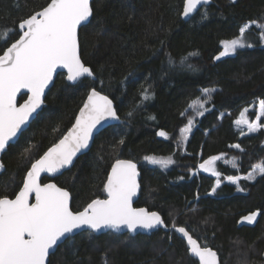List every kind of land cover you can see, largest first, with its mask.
<instances>
[{
    "label": "trees",
    "instance_id": "trees-1",
    "mask_svg": "<svg viewBox=\"0 0 264 264\" xmlns=\"http://www.w3.org/2000/svg\"><path fill=\"white\" fill-rule=\"evenodd\" d=\"M49 2L0 0V29H17L9 34L10 40L17 39L19 22ZM184 2L93 1V17L80 31V47L82 60L96 80L85 78L74 86L59 75L44 109L2 158L6 171L0 176V197L15 198L31 165L73 126L94 88L113 100L121 122L101 132L92 149L54 179L71 193L73 211L106 198L113 163L131 160L142 174L137 207L159 212L170 228L172 223L185 227L203 247L217 251L221 264L245 260L264 264V176L254 182L242 179L239 186L225 182L264 162V128L242 135L235 123L245 109L264 99V41L253 28L245 34L252 47L215 59L223 51L221 42L238 37L245 23L264 24V0H212L190 21L181 18ZM205 10L207 19H201ZM2 50L0 44V54ZM169 56L176 62L171 70ZM162 71L168 73L163 78ZM203 89L215 91L205 98ZM145 90L149 99H144ZM197 99L206 100L208 110L202 117L189 108ZM248 115L252 120L257 116L255 111ZM189 119L193 126L184 144L180 141ZM161 130L167 139L157 135ZM235 144L243 151L230 147ZM221 154L234 159L238 169L219 163L223 178L219 188L208 174H192L200 159ZM145 157H171L174 163L162 170ZM48 181L45 178L43 183ZM254 212H260L254 226L241 224ZM105 260L107 264H198L173 229L135 237L82 233L60 246L50 264H105Z\"/></svg>",
    "mask_w": 264,
    "mask_h": 264
},
{
    "label": "snow or ice",
    "instance_id": "snow-or-ice-1",
    "mask_svg": "<svg viewBox=\"0 0 264 264\" xmlns=\"http://www.w3.org/2000/svg\"><path fill=\"white\" fill-rule=\"evenodd\" d=\"M232 2L235 3V0ZM210 3L211 0H186L182 15L188 18L198 7ZM92 16L91 0H50L41 10L19 22L17 39H9V34L17 32V29H0V44L3 45L0 54V153L10 147L9 142L44 102L45 89L52 82L57 68L67 69V79L72 82L85 76L93 77L92 69L81 60L78 41V29L89 22ZM201 19H207L206 10ZM253 28L258 30L259 39L264 41V24L249 21L240 27L238 37L221 42L223 51L215 59L233 55L238 49L252 47L245 40V34ZM194 55L196 53H189V56ZM187 59L183 58L181 64H185ZM167 63L170 70L176 66L171 56ZM187 67L192 66L188 64ZM167 74V71H162L161 78ZM21 90L30 95L18 107L17 96ZM212 91L215 90L203 89L202 95L207 98ZM142 94L144 99H149L147 90ZM205 103L206 100L197 99L189 104V108L202 117L208 110ZM247 111L245 109L241 118L235 121L241 131L243 132L244 127L248 133L264 128L261 123V118L264 117V99L258 102L259 114L254 120L246 118ZM109 119H119L113 100L93 88L71 130L31 165L23 187L15 198L0 197V264H47L50 250L54 251L58 242L62 246L72 239V234L78 229L87 228L92 232L127 229L136 233L138 229L152 231L168 228L157 212L133 207V197L139 189V172L136 164L130 160H117L112 166L105 185L107 199H94L79 212L71 209L68 191L54 183L40 182L41 173L55 175L72 165L77 153L89 147L97 126ZM192 126L193 120L189 119L182 131L181 143L187 141ZM157 135L168 138L163 130ZM120 143L123 144L124 141L121 140ZM230 147L243 151L239 144ZM145 159L165 168L174 163L171 157ZM220 159V156H212L199 165L200 169L217 177L216 188L220 187L221 173L215 170V163ZM3 167L0 163V170ZM232 167L238 169L235 163ZM257 175L264 176V162L255 164L245 176H229L227 179L238 185L241 179L252 181ZM237 190L243 191L239 187ZM33 199L34 203H31ZM257 215L258 213H253L246 216L241 223H254ZM171 227L187 238L190 253L198 258V264H219L217 252L206 246L201 247L185 227H178L175 223Z\"/></svg>",
    "mask_w": 264,
    "mask_h": 264
},
{
    "label": "water",
    "instance_id": "water-1",
    "mask_svg": "<svg viewBox=\"0 0 264 264\" xmlns=\"http://www.w3.org/2000/svg\"><path fill=\"white\" fill-rule=\"evenodd\" d=\"M93 1L94 0H91V3L93 4ZM211 3H212V0H211ZM211 3L210 4H208V5H203V6H200V7H198V9L196 10V12H194L193 14H191L190 15V17H188V18H185L183 15H181V18H182V20L183 21H190L197 13H199L200 11H201V9L202 8H204V7H208L209 5H211ZM185 4H186V0H185V2H184V7H185ZM184 9V8H183ZM93 17V16H92ZM92 17H90V20H89V22H85V24H82L81 25V27H80V29H78V41H79V45H80V31H81V29L83 28V27H85V26H87L90 22H91V20H92ZM80 55H81V47H80ZM81 60H82V57H81ZM82 62L84 63V61L82 60ZM85 64V63H84ZM86 66V65H85ZM88 67V66H87ZM61 74H63V75H65V79H66V81L69 83V84H71V85H78L83 79H85V78H91V79H93V80H96V77H95V75H93V77H81L79 80H77L76 82H72V81H69L68 79H67V69H63V68H57L56 69V72L54 73V75H53V79H52V82L49 84V86L45 89V93H44V102L41 104V106L32 114V116L29 118V120H28V122L22 127V129H21V131L20 132H18L17 133V136L12 140V141H10L9 143H10V146L11 145H14L15 143H17V141L19 140V138H20V136L22 135V133L23 132H25L29 127H30V125L35 121V119L37 118V116L39 115V113L44 109V107H45V105H46V103H45V101H46V97H47V95H48V93L50 92V90L54 87V85H55V83H56V81H57V78L59 77V75H61ZM96 90V89H95ZM92 91V90H91ZM90 91V92H91ZM96 91H98V90H96ZM101 95H105V94H103V93H101L100 91H98ZM90 94V93H89ZM28 95H30L29 93H26V91L25 90H21V92L18 94V96H17V106L19 107L21 104H23L26 100H27V96ZM26 97V99L24 100V101H20L21 100V98L22 97ZM107 96V95H106ZM88 97V96H87ZM109 98V97H108ZM110 99V98H109ZM86 100H87V98H86ZM86 100H85V102H86ZM84 102V103H85ZM84 105V104H83ZM113 106H114V108L116 109V112H117V115H118V117H119V119L118 120H111V119H109V120H106V121H103L102 123H101V125H98L97 126V130H95L94 132H93V135H92V140L89 142V147L87 148V149H83V150H81L80 152H78L77 153V155L74 157V159H73V162H72V165H70V166H68V167H66V168H64V169H62L60 172H58V173H56L55 175H53V174H50V173H41V176H40V182L42 183V184H44L43 183V179L44 178H47V179H49L50 181L49 182H47V183H54V184H56L57 185V183L54 181V179L55 178H57V177H59V176H61V175H63L65 172H67V171H69L70 169H72L73 167H74V165L76 164V162H77V160L80 158V157H82V156H84L85 154H87L91 149H92V147H93V145H94V142H95V139H96V137L101 133V132H103L104 130H106V129H108V128H110V127H113V126H116V125H119L120 124V122H121V118H120V115H119V113H118V110H117V107H116V105H115V103L113 102ZM83 108V106L81 107V109ZM80 109V110H81ZM79 114H80V111H79V113H78V115H77V117H76V119L78 118V116H79ZM75 119V120H76ZM74 124H75V122H74ZM73 124V125H74ZM73 127V126H72ZM71 127V128H72ZM71 128L64 134V136H66L67 134H68V132L71 130ZM63 136V137H64ZM63 137L61 138V139H63ZM60 139V140H61ZM59 140V141H60ZM59 141L56 143V144H58L59 143ZM55 144V145H56ZM55 145H53V146H55ZM52 146V147H53ZM8 151V149H6L5 150V152L4 153H0V163H2L3 164V170H0V176L6 171V167H5V165H4V163H3V160H2V158H3V156H4V154L6 153ZM48 151V150H47ZM46 151V152H47ZM44 155V154H43ZM119 160H126V159H119ZM131 161V160H130ZM133 163H135L136 164V166H137V171L139 172V176L137 177V182H138V184H139V189H138V192H137V195L135 196V197H133V207L134 208H141V207H137L136 206V204H137V202H138V199H139V197H140V193H141V189H142V186H141V178H142V174H141V170H140V167H139V165L136 163V162H134V161H132ZM35 163V162H34ZM116 163V161L113 163V165ZM112 165V166H113ZM31 169V168H30ZM30 169H29V171H30ZM111 169H112V167H111ZM111 169H110V172H109V175H108V177L111 175ZM199 169H200V167H199ZM200 171L202 172V173H205V174H207V172H205V171H203L202 169H200ZM25 179H26V177H25ZM25 181V180H24ZM23 187V186H22ZM57 187H60L59 185H57ZM61 188V187H60ZM22 189V188H21ZM62 189H64V188H62ZM64 190H66V191H68L67 189H64ZM69 192V191H68ZM70 193V192H69ZM70 196H71V200H70V207H71V209H72V195H71V193H70ZM105 199H107V193H106V198ZM103 200V199H102ZM31 203H34V199L33 200H31L30 201ZM145 209H147V208H145ZM73 210V209H72ZM149 212H156V211H150L149 209H147ZM83 211V210H82ZM75 212V211H74ZM163 219H164V217H163V215H161L159 212H157ZM164 221H165V219H164ZM165 223H166V221H165ZM167 224V223H166ZM178 227H180V226H178ZM183 227V226H182ZM186 229V228H185ZM160 230H163V231H166V232H168V231H171L172 230V228H170L169 226H168V228H157V229H154V230H152V231H147V230H140V229H138L137 230V232L136 233H131V232H129L127 229H121L120 231H116V230H113V229H102L100 232H92V230L91 229H87V228H83V229H78V230H76L73 234H72V238L73 237H75V236H77V235H79V234H82V233H86V232H90V233H93V234H95V235H103V234H107V233H116V234H120V235H125V234H129V235H131V236H133V237H135V236H138V235H148V236H150V235H152L153 233H156V232H158V231H160ZM187 230V229H186ZM173 231L178 235V237L180 238V239H182L183 241H184V243L186 244V246H187V248H188V252H189V255L193 258V259H195L196 261H198V258H195V257H193L192 256V254L190 253V250H189V245H188V243H187V238L186 237H183L182 236V234H180V233H178V232H176L174 229H173ZM188 231V230H187ZM189 232V231H188ZM189 234L190 235H192L190 232H189ZM192 237L194 238V239H196L193 235H192ZM197 240V239H196ZM197 242L201 245V243L197 240ZM61 245L59 244V242H58V246L55 248V250L54 251H51L50 250V254H49V257H48V262H47V264H50V261H51V257L57 252V250H58V248L60 247ZM201 247H203L202 245H201ZM210 248V247H209ZM212 249V248H211ZM213 251H215L214 249H212ZM215 252H217V251H215ZM218 254V253H217ZM218 257H219V264H221V258H220V256H219V254H218Z\"/></svg>",
    "mask_w": 264,
    "mask_h": 264
},
{
    "label": "rangeland",
    "instance_id": "rangeland-1",
    "mask_svg": "<svg viewBox=\"0 0 264 264\" xmlns=\"http://www.w3.org/2000/svg\"><path fill=\"white\" fill-rule=\"evenodd\" d=\"M223 47V46H222ZM243 49V48H242ZM238 50H240V49H238ZM237 50V51H238ZM236 51V52H237ZM229 56V55H228ZM223 57H226V56H223ZM248 111H247V113H245V115H246V118L247 119H249L250 121H252V119L249 117V112H252V111H255L256 112V115H258L259 113H258V103L257 104H255V105H253L251 108H249V109H247ZM244 113V112H243ZM241 118V117H240ZM255 119V118H254ZM237 130L242 134V135H248V134H250V133H248V131H247V128L246 127H244L243 128V132L241 131V127L240 126H237ZM190 134L191 133H189V135H188V139L190 138ZM187 139V140H188ZM187 142V141H186ZM186 142L184 143V144H186ZM216 156H220L221 157V159L220 160H217L216 161V163H215V170L216 171H218L219 172V170H218V164L219 163H222L223 165H225V166H229V167H232V164L233 163H235L236 164V161L234 160V159H232V158H230L229 156H226V155H224V154H221V155H216ZM155 158H165V157H155ZM168 158V157H167ZM209 159V158H208ZM205 160H203V159H200V161H199V163H198V165H197V168H196V170H194L193 171V175H197L198 173H200L201 171H200V169H199V165L201 164V163H203ZM149 162V161H148ZM149 164L151 165V166H154V167H158V168H160V169H162V170H168V169H170L172 166H173V163L172 164H170L168 167H162V166H160V165H154V164H152V163H150L149 162ZM233 168V167H232ZM207 174L209 175V176H211V177H213V178H215L216 180H217V177L216 176H213L212 174H211V172H207ZM260 175H257L256 176V178L254 179V180H252V181H250V182H254L258 177H259ZM219 180H220V184H221V182H223V178H222V175H220V177H219ZM242 180V179H241ZM249 181V180H248ZM225 182L226 183H229V184H232V183H230L229 181H228V179L226 178L225 179ZM233 185H236V184H233ZM240 185V183L238 184V185H236V186H239ZM101 199H105V198H101ZM254 213H257V212H254ZM251 214H253V213H251ZM251 214H249V215H251ZM249 215H247V216H249ZM259 218H260V215L259 216H256V220H255V222L254 223H251V224H249L247 221H244L243 223H241V224H247V225H250V226H254L256 223H257V221L259 220ZM243 220V219H242ZM241 220V221H242ZM263 255V257H264V249H263V251L261 252V256ZM243 264H248L247 262H246V260L245 261H243ZM250 264V263H249ZM252 264H254V263H252ZM256 264V263H255ZM258 264H263V262H261V263H258Z\"/></svg>",
    "mask_w": 264,
    "mask_h": 264
},
{
    "label": "flooded vegetation",
    "instance_id": "flooded-vegetation-1",
    "mask_svg": "<svg viewBox=\"0 0 264 264\" xmlns=\"http://www.w3.org/2000/svg\"><path fill=\"white\" fill-rule=\"evenodd\" d=\"M44 179H45V178H44ZM44 179H43V180H44ZM49 181H50V180H49ZM49 181H48V182H49ZM45 183H47V182H45ZM13 199H14V198H13ZM257 213H258V215H257V216H259V215H260V212H257Z\"/></svg>",
    "mask_w": 264,
    "mask_h": 264
}]
</instances>
